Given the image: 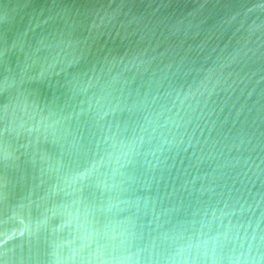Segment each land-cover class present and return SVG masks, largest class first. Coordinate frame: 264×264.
Instances as JSON below:
<instances>
[{"label":"water","instance_id":"obj_1","mask_svg":"<svg viewBox=\"0 0 264 264\" xmlns=\"http://www.w3.org/2000/svg\"><path fill=\"white\" fill-rule=\"evenodd\" d=\"M0 264H264V0H0Z\"/></svg>","mask_w":264,"mask_h":264}]
</instances>
